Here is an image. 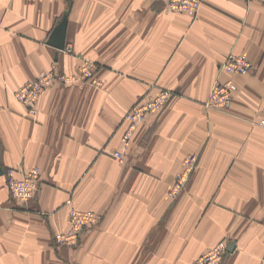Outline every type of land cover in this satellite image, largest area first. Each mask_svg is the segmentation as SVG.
<instances>
[{
    "label": "crops",
    "instance_id": "obj_1",
    "mask_svg": "<svg viewBox=\"0 0 264 264\" xmlns=\"http://www.w3.org/2000/svg\"><path fill=\"white\" fill-rule=\"evenodd\" d=\"M167 1L0 0V264H194L221 242L222 264H264V4L204 0L191 17ZM65 15L73 54L48 44ZM231 53L253 69L233 77L230 109L208 110ZM84 59L103 88L56 86L36 116L15 99L41 71L75 73ZM160 89L173 100L118 161L126 110ZM190 154L198 167L171 198ZM35 167L40 188L21 203L7 173ZM70 203L102 217L73 248L53 238L69 228Z\"/></svg>",
    "mask_w": 264,
    "mask_h": 264
},
{
    "label": "built area",
    "instance_id": "obj_2",
    "mask_svg": "<svg viewBox=\"0 0 264 264\" xmlns=\"http://www.w3.org/2000/svg\"><path fill=\"white\" fill-rule=\"evenodd\" d=\"M260 3H264V0H255ZM203 0H172L170 8L177 12L185 13L188 15L196 16L201 9ZM1 25V22H0ZM92 68H96L94 63H85L82 69V75H76L72 80H78L79 83L89 81L88 85L99 86L102 84L94 77ZM221 71L228 75L230 78L224 81H217L212 89L209 97L207 107L215 110H227L230 109L234 102L235 94L238 90L233 77L248 75L253 69L251 60L245 54H229L220 65ZM59 79L61 82H65L66 76L55 73L54 71L44 72L38 79L30 82L25 88L18 91L17 97L19 100L27 105H32L42 92L49 89L53 82ZM70 80V79H69ZM163 99L150 100L145 103L139 109L136 110L138 118H134L129 130L124 137V143L127 144L128 140L132 137L137 127L142 123L144 116L148 111L159 109L165 104L169 98L170 92L168 90L163 91ZM148 110H147V109ZM141 117V120L139 118ZM260 125L264 127V119L261 120ZM124 144L127 148L128 145ZM115 157L122 159L124 154L116 153ZM182 171L177 175L175 183L170 190V196L176 198L186 188L189 177L194 171L195 163L197 162V155H190L185 159ZM41 172L38 168L26 173L23 177L18 178L15 176L14 171L9 170L7 173V187L13 198L21 203H28L34 199L39 190ZM100 218L90 210H79L76 208L71 209L69 215V228L65 232L57 231L54 233L55 243L58 245L75 246L80 242V235L84 228L93 225ZM227 255V245L224 242L217 244L209 249L203 255L199 257L196 264H222L225 256Z\"/></svg>",
    "mask_w": 264,
    "mask_h": 264
},
{
    "label": "rangeland",
    "instance_id": "obj_3",
    "mask_svg": "<svg viewBox=\"0 0 264 264\" xmlns=\"http://www.w3.org/2000/svg\"><path fill=\"white\" fill-rule=\"evenodd\" d=\"M247 1H255V0H247ZM171 2H172V0H168L167 1V5H166V8H165V10L166 11H168V12H171V13H180V12H177V11H175L174 9H171L170 8V5H171ZM256 2H258V1H256ZM258 3H260V2H258ZM203 4H204V0H203ZM203 4H202V6H203ZM262 4H264V3H262ZM202 8V7H201ZM201 10V9H200ZM200 10L198 11V12H200ZM181 14H185V13H181ZM199 14V13H198ZM198 14L196 15V16H194V15H191V17H197L198 16ZM186 15H188V14H186ZM190 16V15H189ZM2 25H0V27H1ZM66 52H68L69 54H73V49H72V47H65V49H64ZM64 50H62V51H64ZM59 51V50H58ZM87 62H91V63H94L95 64V67L97 68V64H96V62L95 61H93V60H91V59H84V61H83V63L81 64V66H79V68H78V70H77V72H75V73H68V72H66L65 70H63V69H58L57 68V66H55V65H53L50 69H47V70H43V71H41L40 73H39V75L35 78V79H32L31 81H29V82H27V83H25L20 89H18L17 91H15V93H14V97H15V99L18 101V102H20L21 104H23L26 108H27V110H28V112H29V114L30 115H33V116H36V114H37V103H38V101H39V99H41V97L45 94V93H47V91L48 90H50V89H53L54 87H56V86H60V87H72V86H93V87H98V88H103V85H104V83L100 80V79H98L97 77H96V75H95V71H96V68L94 69V68H92V70H93V72H94V77L99 81V82H101L102 84H100L99 86H94V85H88V82L89 81H85L84 83H79V82H77L78 80H72V79H74L75 77H76V75H82V69H83V67H84V65H85V63H87ZM49 71H54L55 73H58V74H62V75H65L66 76V80H65V82H61L59 79H56L54 82H53V85L49 88V89H47V90H45V91H43L42 93L43 94H40L39 96H38V99L32 104V105H27V104H25L24 102H22L21 100H19L18 99V97H17V93H18V91H20V90H22L23 88H25L26 87V85L28 84V83H30V82H33V81H35L36 79H38L39 77H40V75L41 74H43L44 72H49ZM70 79V80H69ZM235 82V81H234ZM236 84V83H235ZM237 85V84H236ZM214 86V85H213ZM238 87V86H237ZM213 89V88H212ZM165 90H168L169 92H170V94H169V98H168V100L166 101V103L164 104H162L163 106L161 107V108H159V109H155L156 111V113H160V112H162V111H164L167 107H168V105H169V103H171V101L173 100V98H174V94H173V92L171 91V90H169V89H160V91L158 92V94L157 95H155L154 97H151L150 99H146V100H143V101H140V102H138V103H136L135 105H133L131 108H129V109H127L126 110V112H125V115H124V121H125V124H126V128H125V131H124V134L122 135V138H121V143H122V151H116V152H113L112 153V156L115 158V159H117L118 161H120V162H124L125 160H126V151H128L129 149H130V146H131V143H132V141H133V139H134V137L136 136V134L138 133V131L141 129V127L143 126V124L146 122V120H147V118H148V116L151 114V113H154L153 111L154 110H150V111H148V113H146V115L144 116V118H143V121H142V123L137 127V129H136V131L134 132V134L132 135V137L128 140V142H127V144L126 143H124V137H125V134H126V132L129 130V128H130V125H131V123H132V121H133V119L134 118H138V114L136 113V110L137 109H139L141 106H143L145 103H148V102H150V100H156V99H158V100H161V99H163V94L164 93H162L163 91H165ZM211 92H212V90H211ZM211 92H210V95H211ZM210 95H209V97H210ZM208 100H209V98H208ZM208 100L206 101V103H205V108L206 109H208V110H213V109H211V108H209V107H207V103H208ZM147 109V108H146ZM148 110V109H147ZM139 120H141V117L139 118ZM124 144H126V145H128V147L126 148L125 146H124ZM123 153L124 154V157L122 158V159H118V158H116L115 157V154L116 153ZM190 155H197V162L195 163V166H194V171H193V173L190 175V177H189V182L191 181V179H192V176H193V174H194V172L196 171V169H197V167H198V164H199V155L198 154H190ZM190 155H187V156H185L184 157V159H183V161H182V168H183V165H184V161L186 162V160L185 159H187ZM35 168H38V167H35ZM35 168H33V169H35ZM33 169H31V170H33ZM39 170H40V168H38ZM30 170V171H31ZM29 171V172H30ZM182 171V169L180 170V172ZM40 172H41V170H40ZM179 172V173H180ZM178 173V174H179ZM177 174V175H178ZM41 176V175H40ZM177 177V176H176ZM175 180H176V178H175ZM189 182H188V184H189ZM174 183H175V181H174ZM173 183V184H174ZM173 184L169 187V191H168V193H169V196H170V190L172 189V187H173ZM188 184H187V186H188ZM186 186V187H187ZM40 188V187H39ZM186 189V188H185ZM184 192V191H183ZM182 192V193H183ZM181 193V194H182ZM180 194V195H181ZM180 195H178L176 198H174V199H177V198H179L180 197ZM171 197V196H170ZM172 198V197H171ZM69 215H70V211H71V209H72V207L73 208H76V207H74L73 205H72V203H70L69 204ZM76 209H78V208H76ZM79 210H84V209H79ZM90 211H92V210H90ZM94 214H96L99 218H100V220L99 221H101L102 220V217L98 214V213H95L94 211H92ZM92 226V225H91ZM88 227H90V226H88ZM88 227H86V228H84V230L85 229H87ZM83 230V231H84ZM219 244V243H218ZM217 245V244H216ZM215 245V246H216ZM60 246H65V247H71V248H73V247H77L78 245H75V246H67V245H60ZM214 247V246H213ZM211 249V248H210ZM208 251V250H207ZM206 251V252H207ZM205 253V252H204ZM204 253H202L201 255H203ZM200 255V256H201ZM199 256V257H200ZM199 257L196 259V261L199 259ZM196 261L194 262V264H196Z\"/></svg>",
    "mask_w": 264,
    "mask_h": 264
},
{
    "label": "water",
    "instance_id": "obj_4",
    "mask_svg": "<svg viewBox=\"0 0 264 264\" xmlns=\"http://www.w3.org/2000/svg\"><path fill=\"white\" fill-rule=\"evenodd\" d=\"M67 25L68 17L65 15L62 21L55 27L48 40V44L59 51L64 50L66 47ZM3 174L4 171L0 167V176Z\"/></svg>",
    "mask_w": 264,
    "mask_h": 264
}]
</instances>
